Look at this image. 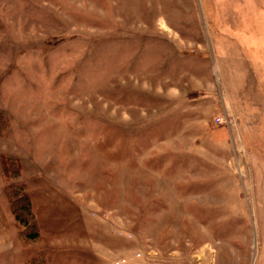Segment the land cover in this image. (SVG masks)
<instances>
[{"label":"rangeland","instance_id":"rangeland-1","mask_svg":"<svg viewBox=\"0 0 264 264\" xmlns=\"http://www.w3.org/2000/svg\"><path fill=\"white\" fill-rule=\"evenodd\" d=\"M120 256L264 264V0H0V264Z\"/></svg>","mask_w":264,"mask_h":264},{"label":"trees","instance_id":"trees-1","mask_svg":"<svg viewBox=\"0 0 264 264\" xmlns=\"http://www.w3.org/2000/svg\"><path fill=\"white\" fill-rule=\"evenodd\" d=\"M3 161L4 166H8V162ZM10 198L11 207L13 210V213L18 221L21 222V220L26 221L28 226V231L30 232L31 236H36V221L33 216L32 212V204L31 199L27 192L23 189L20 190L15 196H10V193L8 194Z\"/></svg>","mask_w":264,"mask_h":264},{"label":"built area","instance_id":"built-area-1","mask_svg":"<svg viewBox=\"0 0 264 264\" xmlns=\"http://www.w3.org/2000/svg\"><path fill=\"white\" fill-rule=\"evenodd\" d=\"M217 121L221 120V117L216 118ZM127 261V258L125 256H120L112 259L108 264H125Z\"/></svg>","mask_w":264,"mask_h":264}]
</instances>
